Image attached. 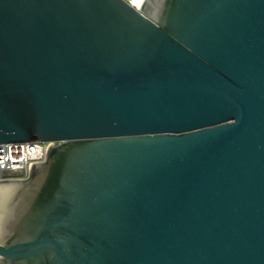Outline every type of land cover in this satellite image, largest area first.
Masks as SVG:
<instances>
[{
  "label": "water",
  "instance_id": "obj_1",
  "mask_svg": "<svg viewBox=\"0 0 264 264\" xmlns=\"http://www.w3.org/2000/svg\"><path fill=\"white\" fill-rule=\"evenodd\" d=\"M0 0V264H264V0Z\"/></svg>",
  "mask_w": 264,
  "mask_h": 264
},
{
  "label": "built area",
  "instance_id": "obj_2",
  "mask_svg": "<svg viewBox=\"0 0 264 264\" xmlns=\"http://www.w3.org/2000/svg\"><path fill=\"white\" fill-rule=\"evenodd\" d=\"M48 142L0 143V180L21 179L29 173V162H41L46 157Z\"/></svg>",
  "mask_w": 264,
  "mask_h": 264
},
{
  "label": "bare ground",
  "instance_id": "obj_3",
  "mask_svg": "<svg viewBox=\"0 0 264 264\" xmlns=\"http://www.w3.org/2000/svg\"><path fill=\"white\" fill-rule=\"evenodd\" d=\"M136 1H137V0H130V3H131L134 7H136V5H135ZM136 8H138V7H136Z\"/></svg>",
  "mask_w": 264,
  "mask_h": 264
},
{
  "label": "rangeland",
  "instance_id": "obj_4",
  "mask_svg": "<svg viewBox=\"0 0 264 264\" xmlns=\"http://www.w3.org/2000/svg\"><path fill=\"white\" fill-rule=\"evenodd\" d=\"M128 1H130V0H128Z\"/></svg>",
  "mask_w": 264,
  "mask_h": 264
}]
</instances>
